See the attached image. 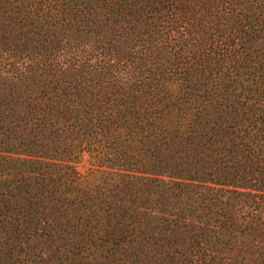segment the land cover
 <instances>
[{
	"label": "trees",
	"instance_id": "16d2710c",
	"mask_svg": "<svg viewBox=\"0 0 264 264\" xmlns=\"http://www.w3.org/2000/svg\"><path fill=\"white\" fill-rule=\"evenodd\" d=\"M0 264H264V0H0Z\"/></svg>",
	"mask_w": 264,
	"mask_h": 264
},
{
	"label": "rangeland",
	"instance_id": "374dc122",
	"mask_svg": "<svg viewBox=\"0 0 264 264\" xmlns=\"http://www.w3.org/2000/svg\"><path fill=\"white\" fill-rule=\"evenodd\" d=\"M88 168H89L88 163L84 162L79 166V171L85 173L88 170Z\"/></svg>",
	"mask_w": 264,
	"mask_h": 264
}]
</instances>
